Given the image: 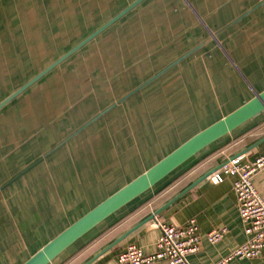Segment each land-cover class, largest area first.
I'll list each match as a JSON object with an SVG mask.
<instances>
[{
    "label": "crops",
    "instance_id": "crops-1",
    "mask_svg": "<svg viewBox=\"0 0 264 264\" xmlns=\"http://www.w3.org/2000/svg\"><path fill=\"white\" fill-rule=\"evenodd\" d=\"M177 1V6L185 9L179 10L180 16L175 15L170 21L166 16L151 13L162 8L171 12L169 6L173 0H145L0 111V264H24L77 220L190 138L250 101L256 93L264 91V0ZM135 12L137 55L143 54L142 45L152 47L154 34L159 36L158 40L170 39L175 35L173 28L185 34L183 39L187 50L147 81L136 85L103 116L94 121L95 117H91L88 123L74 131L75 135L68 129L59 132V129L46 128L45 115L51 119L49 115L57 106L48 105V102L51 103L53 95L64 94L63 90H49L47 77ZM166 45L163 44L162 48ZM190 76H196L199 81L197 87L202 90L197 93V99L200 100H197L195 109L192 104L187 108L181 105L179 111L198 112L194 124L190 121V112L185 114L189 120L182 117L175 125L170 118L158 123L151 119L152 127H137L136 132L130 134V149L121 145L123 154L117 155L116 161L109 159L110 152L116 154V149L109 144L102 145L100 150L93 149V138L89 136L93 132L90 134L89 131L115 106L125 105L131 99L141 102L145 96L137 95L147 88L155 92L149 93L154 95L152 99L166 101L170 104L169 109H173L180 104L181 99H177L180 95L183 101L184 97L190 98L196 93V87L189 83ZM56 84L60 85L53 88L63 89L61 81ZM35 86L45 91L39 94L37 90L34 102L35 98L30 94ZM84 134L89 137H84ZM61 135L70 138H60ZM179 137L180 140L174 144ZM262 140L264 112L127 204L71 245L51 264H116L118 256L130 245L140 247L146 255H153L157 253V241L161 236L159 225L184 227L191 220H195L199 227L201 243L200 250L187 257L189 264H217L247 241L246 223L240 216L233 188L236 176L218 170L222 173L223 183L215 184L207 178L187 193H182L233 157L242 155L244 162H252L263 156ZM253 184L264 198V170L254 176ZM169 203L171 205L157 214ZM155 214L153 220L112 246ZM220 228H227L229 233L221 242L210 244L207 233ZM152 264L168 263L157 261ZM227 264H264V257L234 259Z\"/></svg>",
    "mask_w": 264,
    "mask_h": 264
},
{
    "label": "rangeland",
    "instance_id": "rangeland-1",
    "mask_svg": "<svg viewBox=\"0 0 264 264\" xmlns=\"http://www.w3.org/2000/svg\"><path fill=\"white\" fill-rule=\"evenodd\" d=\"M131 1L133 0H0V100L38 75ZM176 3L178 1L173 0L169 6L174 12H166L162 8L151 14L166 16L172 21L175 15L180 16L179 10L185 9L182 6L181 9ZM165 6L168 7L167 4ZM173 32L174 36L164 40H158L157 35L154 38V34L152 47L142 45L143 54L139 56L136 54V12L111 28L73 60L47 77L49 90H63L64 94L53 95L51 103L48 102V105L57 106L49 115L51 119L45 115V127L59 129V132L68 129L72 133L93 117L92 121L103 116L111 110L112 105L134 90L136 85L144 83L183 55L188 48L183 39L185 34L179 33L175 28ZM153 44L157 46L154 47ZM163 44L167 45L162 48ZM58 81H61L63 89L53 88L60 85L56 84ZM76 81L79 83L76 84ZM189 83L196 87V93L190 98L184 97L183 101L180 95L177 98L181 99L180 104L173 109H169L170 104L166 101L152 99L154 95L149 93L155 92L147 88L137 95L145 96L141 102L131 99L125 105L115 106L89 131L90 134L93 132V135H89L93 138V149L100 150L102 145L109 144V147L116 149L115 155L110 152L109 159L116 161V156L123 154L121 145L130 149V134L135 133L137 127L147 129L151 125V119L158 123L159 120L166 121L169 118L175 125L177 119L187 117L185 114L190 111L181 112L179 107L182 105L187 108V105L189 107L192 104L195 109L197 100H200L197 99V93L202 90L197 87L199 81L196 76H190ZM39 86H35L34 92L30 94L34 96V102L37 90L39 94L45 91H41ZM209 90L213 91L212 88ZM190 114V121L194 124L199 113L191 111ZM157 117L159 118L156 120ZM187 119L189 120L188 117ZM83 136L89 137L86 134ZM64 137L67 135L60 136ZM180 138L173 143H177ZM135 172L136 169L133 173Z\"/></svg>",
    "mask_w": 264,
    "mask_h": 264
},
{
    "label": "water",
    "instance_id": "water-1",
    "mask_svg": "<svg viewBox=\"0 0 264 264\" xmlns=\"http://www.w3.org/2000/svg\"><path fill=\"white\" fill-rule=\"evenodd\" d=\"M145 0H136L132 4H130L127 8L121 11L118 15L113 17L110 21H108L105 25L100 27L94 33H92L89 37L80 42L77 46L59 58L57 61L52 63L49 67L44 69L38 75H36L33 79L27 82L24 86L18 89L16 92L8 96L4 101L0 103V111L9 105L13 100L18 98L24 92H26L29 88L39 82L42 78L52 72L55 68L60 66L63 62L69 59L72 55L77 53L91 41H93L96 37L102 34L104 31L109 29L112 25H114L121 18L126 16L132 10H134L137 6H139ZM264 112V91L260 93H256L255 96L241 107L225 116L221 120L217 121L210 127L204 129L199 132L192 138H190L187 142L182 144L175 151L170 153L168 156L159 161L156 165L151 167L145 173L137 177L134 181L117 191L115 194L110 196L108 199L103 201L97 207L89 211L82 218L77 220L74 224L68 227L65 231L59 234L56 238L51 240L48 244H46L42 249H40L37 253H35L27 262L24 264H51L57 257H59L65 250H67L71 245L81 239L84 235L89 233L91 230L102 224L109 217L114 215L116 212L121 210L127 204L140 197L150 189L154 188L157 184L163 181L166 177L171 175L175 170L179 167L183 166L186 162L191 160L192 158L197 157L200 153L205 151L211 145L217 143L221 139L233 133L235 130L254 119L258 115ZM262 140L260 143H262ZM240 156V155H238ZM236 156V157H238ZM233 157L232 159L236 158ZM231 159V160H232ZM230 161V160H229ZM229 161L221 164L220 166L214 168L210 172L206 173L199 180L193 183L186 191L182 194L187 193L189 190L194 188L200 182L209 178L213 173L220 170L225 164ZM170 203L167 204L163 209H161L157 214L166 209ZM151 215L148 219L135 227L120 239L115 241L112 246L117 245L126 237H128L131 233L136 231L137 228L141 227L145 223L153 220L157 215Z\"/></svg>",
    "mask_w": 264,
    "mask_h": 264
},
{
    "label": "built area",
    "instance_id": "built-area-1",
    "mask_svg": "<svg viewBox=\"0 0 264 264\" xmlns=\"http://www.w3.org/2000/svg\"><path fill=\"white\" fill-rule=\"evenodd\" d=\"M262 170L264 155L252 162H244L240 155L220 169L226 175L236 176L233 188L240 216L246 223L247 241L217 264H227L234 259L264 257V198L253 184L254 176ZM221 172L217 171L209 177L213 183H223ZM159 227L161 236L157 241V253L146 255L140 247L130 245L118 256L116 264H152L157 261L189 264L187 257L200 250L201 236L196 221L191 220L184 227L168 224H161ZM228 233L227 228L215 229L207 233L206 238L214 245L221 242Z\"/></svg>",
    "mask_w": 264,
    "mask_h": 264
},
{
    "label": "trees",
    "instance_id": "trees-1",
    "mask_svg": "<svg viewBox=\"0 0 264 264\" xmlns=\"http://www.w3.org/2000/svg\"><path fill=\"white\" fill-rule=\"evenodd\" d=\"M122 10H123V9H122ZM194 159H195V158H192L191 160H189L188 162H186L183 166H187V164L191 163V161H193ZM183 166L179 167L178 169L182 168ZM178 169H177V170H178ZM175 171H176V170H175ZM175 171H174V172H175ZM166 178H167V177H166ZM166 178H165V179H166ZM165 179H164V180H165ZM164 180H163V181H164ZM161 182H162V181H161ZM161 182H160V183H161Z\"/></svg>",
    "mask_w": 264,
    "mask_h": 264
}]
</instances>
